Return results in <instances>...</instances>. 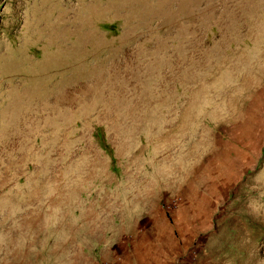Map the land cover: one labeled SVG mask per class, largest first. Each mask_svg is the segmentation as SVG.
I'll use <instances>...</instances> for the list:
<instances>
[{"label":"rangeland","instance_id":"374dc122","mask_svg":"<svg viewBox=\"0 0 264 264\" xmlns=\"http://www.w3.org/2000/svg\"><path fill=\"white\" fill-rule=\"evenodd\" d=\"M0 264H264V0H0Z\"/></svg>","mask_w":264,"mask_h":264},{"label":"trees","instance_id":"16d2710c","mask_svg":"<svg viewBox=\"0 0 264 264\" xmlns=\"http://www.w3.org/2000/svg\"><path fill=\"white\" fill-rule=\"evenodd\" d=\"M100 133H101V132H100V130H99V131L97 132V136H98V137H101V136H100Z\"/></svg>","mask_w":264,"mask_h":264},{"label":"built area","instance_id":"2783aa9c","mask_svg":"<svg viewBox=\"0 0 264 264\" xmlns=\"http://www.w3.org/2000/svg\"><path fill=\"white\" fill-rule=\"evenodd\" d=\"M196 261V258H195V256L193 257V262H195Z\"/></svg>","mask_w":264,"mask_h":264}]
</instances>
